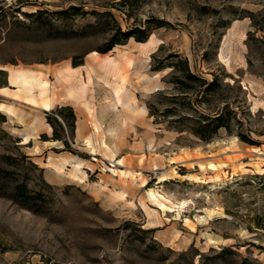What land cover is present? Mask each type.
Instances as JSON below:
<instances>
[{"label":"rangeland","instance_id":"1","mask_svg":"<svg viewBox=\"0 0 264 264\" xmlns=\"http://www.w3.org/2000/svg\"><path fill=\"white\" fill-rule=\"evenodd\" d=\"M174 53L236 81L255 145L153 122ZM1 67L41 72L51 106L0 94V264H264V0H0V87ZM60 106L68 150L46 140Z\"/></svg>","mask_w":264,"mask_h":264},{"label":"trees","instance_id":"2","mask_svg":"<svg viewBox=\"0 0 264 264\" xmlns=\"http://www.w3.org/2000/svg\"><path fill=\"white\" fill-rule=\"evenodd\" d=\"M117 33L122 41L129 38L143 41L147 38L144 30L139 28L122 31L118 27ZM121 40L113 44H119ZM110 49L111 47L106 48L104 52ZM165 60L169 61L166 66L170 68L167 83L171 85V89L156 92L154 101L147 103L148 114L153 118L154 123L175 125L204 142L211 141L218 131L224 130L227 134L234 133L239 140L248 145L256 144L248 134L245 135L237 130L241 127L242 121L238 117V110L233 106L237 102L229 94V91L235 88L241 92L238 84L234 86L236 81L233 85L224 84L217 75L213 74L212 78L207 79L190 68L187 58L176 53L167 55L163 61ZM163 61L159 60L158 63L161 64L151 67V71L163 70ZM2 86H6V83ZM53 114V121L48 117L52 135L46 140L59 141L63 149L68 150L70 139L75 133V114L70 106H60ZM0 121H5V116L1 113ZM2 134L0 131V137H4L5 134ZM16 142H20L19 138L14 139V143ZM21 158L26 159L27 156L21 154ZM25 189V184L16 186V190L21 194Z\"/></svg>","mask_w":264,"mask_h":264},{"label":"bare ground","instance_id":"3","mask_svg":"<svg viewBox=\"0 0 264 264\" xmlns=\"http://www.w3.org/2000/svg\"><path fill=\"white\" fill-rule=\"evenodd\" d=\"M1 68L8 72L9 84L16 88V92H17L16 97L23 99V102L27 103V104L34 105L35 103L36 104L38 103L42 110L46 111V110L50 109L51 99H50V96L48 94L49 84H48L47 80H45L41 76L42 75L41 72L35 71V70H30V69H6L4 67H1ZM9 90H10L9 86H7V85L1 86L0 87V94L3 96H6V95H8ZM1 111H2V107L0 106V112ZM8 111H9V109H6V113ZM29 141H30L29 137H27V136H25L21 139L22 144H26ZM75 166L80 168L81 162H77ZM162 208H164V207H162Z\"/></svg>","mask_w":264,"mask_h":264},{"label":"crops","instance_id":"4","mask_svg":"<svg viewBox=\"0 0 264 264\" xmlns=\"http://www.w3.org/2000/svg\"><path fill=\"white\" fill-rule=\"evenodd\" d=\"M5 83H6L7 86H12V85L9 84L8 76H7V78H6ZM17 101H20V100H17ZM55 104H58V105H59L60 102H55Z\"/></svg>","mask_w":264,"mask_h":264}]
</instances>
